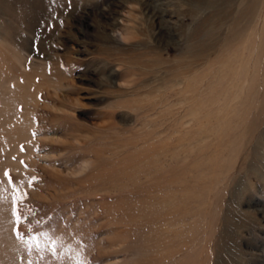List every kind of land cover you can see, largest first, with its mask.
<instances>
[{
    "label": "rangeland",
    "instance_id": "obj_1",
    "mask_svg": "<svg viewBox=\"0 0 264 264\" xmlns=\"http://www.w3.org/2000/svg\"><path fill=\"white\" fill-rule=\"evenodd\" d=\"M0 264H264V0H0Z\"/></svg>",
    "mask_w": 264,
    "mask_h": 264
},
{
    "label": "snow or ice",
    "instance_id": "obj_2",
    "mask_svg": "<svg viewBox=\"0 0 264 264\" xmlns=\"http://www.w3.org/2000/svg\"><path fill=\"white\" fill-rule=\"evenodd\" d=\"M4 176L7 177L8 176V173L5 172L4 173ZM9 183L11 184V179H9ZM24 199H26V197L24 195L14 196L13 197V204H14V207H13V216L16 218L17 222H19L20 217L16 214L17 213V208L15 207V205L17 203L22 204ZM56 242H57L56 240H53V243H56Z\"/></svg>",
    "mask_w": 264,
    "mask_h": 264
}]
</instances>
